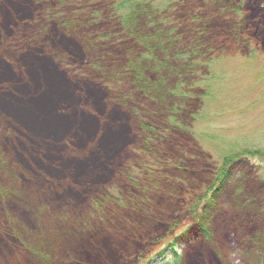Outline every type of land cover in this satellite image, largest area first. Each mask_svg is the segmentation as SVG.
Listing matches in <instances>:
<instances>
[{
  "label": "rangeland",
  "instance_id": "rangeland-1",
  "mask_svg": "<svg viewBox=\"0 0 264 264\" xmlns=\"http://www.w3.org/2000/svg\"><path fill=\"white\" fill-rule=\"evenodd\" d=\"M89 1L0 0V264H257L241 241L264 233V158L226 157L264 152V0L137 6L170 52L142 62L149 100L129 77L147 52L109 5L77 28Z\"/></svg>",
  "mask_w": 264,
  "mask_h": 264
},
{
  "label": "trees",
  "instance_id": "trees-1",
  "mask_svg": "<svg viewBox=\"0 0 264 264\" xmlns=\"http://www.w3.org/2000/svg\"><path fill=\"white\" fill-rule=\"evenodd\" d=\"M98 1H100V4L103 5H109L110 8V14H111V20L118 23L119 25L122 26V32L123 33H131V40L134 41L136 44H138V46H142L143 49L146 50L147 55L143 56L142 58L138 59L137 56L138 54L135 55L136 57V61L132 63V65L130 66V74L129 77L131 76L132 82L133 84H135L137 86V90L139 92H141V94L147 99L149 100V98H152V94L150 91V86L148 85L149 83L146 82L145 80L148 79L150 72L149 70H147L145 68V66H142V62H144L146 59L147 60H151L154 64L157 65V67L155 66V70L158 71H165V68L168 64V57L170 52L167 51V49L164 48H160V43H159V37L160 34L157 33L155 36V32L153 26H152V21L154 23H156L159 20V12L157 10V7L155 8V11H153L152 16L151 13L142 19L138 17V11H136L137 6H144L142 4V2L146 5L147 2H150L152 5H155V0H90L88 2V6L87 7V12H88V18L89 20H87L86 22L79 24V26L77 28H85V26L88 23H95L98 18L96 17L95 13H92V9H94L95 4L98 3ZM92 2H95L94 4H92ZM75 10H81V8L74 6ZM264 10V9H263ZM159 14V15H156ZM50 16V14H48ZM150 16V17H149ZM163 17V16H162ZM160 17V24L161 27L167 26V21L165 19V17ZM44 15L43 13H38V16L36 19H33L31 21L30 27L32 28V24H34L35 21L43 19ZM45 21V20H44ZM144 27L142 26V23L145 22ZM68 24L71 28L75 27L77 24V21L75 19H71L70 23H68V20H66V25L68 27ZM166 33L169 32V29H164ZM143 36V37H142ZM101 37H107V36H103L101 35ZM100 37V38H101ZM87 41L86 43L88 44V48L91 52V64L95 63V65L97 64H101V63H105V59L96 55L95 53V47L98 45V43L103 44L105 42H107V40H101L100 42H97V37H93V36H88L87 37ZM154 39V46H153V40ZM164 40H167V38L165 37ZM155 49V50H154ZM47 51V50H46ZM149 68L153 69L154 66H148ZM160 68V69H159ZM70 72V71H69ZM149 74V75H148ZM134 79V81H133ZM109 83V84H108ZM108 83L106 84V87L110 90V86H114L116 83H114L112 80H109ZM154 93L158 95V93L154 90ZM120 99H125V100H130L129 96L126 95H122L120 96ZM58 115H55V118H59L61 119V114L62 112L58 111L57 113ZM142 125L138 128V132H152L151 127L148 125V123L142 119ZM243 150V149H242ZM254 149L248 150L245 149L243 151H241V149L237 150H233L231 151L229 154H231L230 156L226 157V161H228L230 164L231 163H235L237 162L238 158H240L241 156H250V157H260V158H264V152L262 151H256V152H251ZM235 164H233V166H235ZM222 175H224L225 177V172H222ZM225 182V181H224ZM223 182V183H224ZM215 194L211 195V198L208 200V203L206 205V211L208 209H211V207H213L215 205V199H216ZM204 214L198 217V220L196 221V224L190 226L192 229L188 231L185 230L182 233H180L179 235H177V237L171 239V242L168 243L169 248L174 249V253H176V246L178 245V243H180L182 240L184 239H189V236L191 234H193L195 231H199L201 234H204L207 231V220H208V215L206 213L205 210ZM259 211L256 212L255 218H260L262 219V217L264 218V214H260ZM246 242L242 239L241 243L243 245H245L246 247L249 246L251 247L253 250H250V253L252 252H256V257H254L257 260V264H264V233L262 232H258V235L249 238V237H245ZM164 264H179V259L178 256L175 258H171L169 261H167Z\"/></svg>",
  "mask_w": 264,
  "mask_h": 264
}]
</instances>
